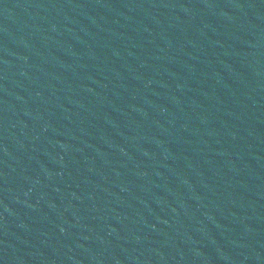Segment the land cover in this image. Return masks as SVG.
I'll list each match as a JSON object with an SVG mask.
<instances>
[{
  "label": "water",
  "instance_id": "obj_1",
  "mask_svg": "<svg viewBox=\"0 0 264 264\" xmlns=\"http://www.w3.org/2000/svg\"><path fill=\"white\" fill-rule=\"evenodd\" d=\"M0 264H264V0H0Z\"/></svg>",
  "mask_w": 264,
  "mask_h": 264
}]
</instances>
